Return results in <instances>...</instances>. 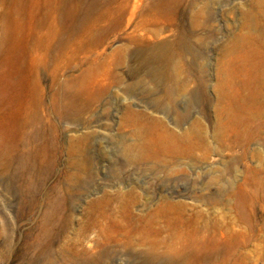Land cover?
<instances>
[{
  "label": "rangeland",
  "instance_id": "374dc122",
  "mask_svg": "<svg viewBox=\"0 0 264 264\" xmlns=\"http://www.w3.org/2000/svg\"><path fill=\"white\" fill-rule=\"evenodd\" d=\"M89 2L0 0V264H264V0Z\"/></svg>",
  "mask_w": 264,
  "mask_h": 264
},
{
  "label": "bare ground",
  "instance_id": "6f19581e",
  "mask_svg": "<svg viewBox=\"0 0 264 264\" xmlns=\"http://www.w3.org/2000/svg\"><path fill=\"white\" fill-rule=\"evenodd\" d=\"M100 6H104V4L102 5L100 3L98 4V0H91V2H89L85 8L84 15H87L90 12V9L98 8ZM136 9H137V6L134 5L132 8V13L130 17L127 19V21H130L133 18V13L135 12ZM106 10H107V13H102V14L97 15L95 18V21L100 22V21H106L108 19H111L113 17L112 9L108 8V5H107Z\"/></svg>",
  "mask_w": 264,
  "mask_h": 264
}]
</instances>
